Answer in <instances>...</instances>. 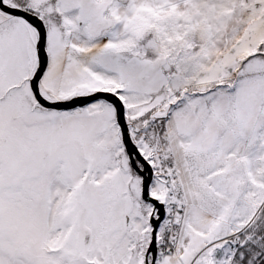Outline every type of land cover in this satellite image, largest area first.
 <instances>
[{
    "label": "snow or ice",
    "instance_id": "obj_1",
    "mask_svg": "<svg viewBox=\"0 0 264 264\" xmlns=\"http://www.w3.org/2000/svg\"><path fill=\"white\" fill-rule=\"evenodd\" d=\"M0 264H264V0H0Z\"/></svg>",
    "mask_w": 264,
    "mask_h": 264
}]
</instances>
